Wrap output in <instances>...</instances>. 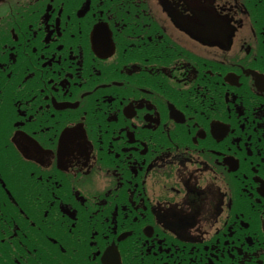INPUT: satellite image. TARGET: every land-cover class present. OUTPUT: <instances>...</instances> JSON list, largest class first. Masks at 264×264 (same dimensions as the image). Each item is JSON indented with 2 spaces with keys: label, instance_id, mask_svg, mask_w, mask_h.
<instances>
[{
  "label": "flooded vegetation",
  "instance_id": "af4514ba",
  "mask_svg": "<svg viewBox=\"0 0 264 264\" xmlns=\"http://www.w3.org/2000/svg\"><path fill=\"white\" fill-rule=\"evenodd\" d=\"M0 264H264V0L0 4Z\"/></svg>",
  "mask_w": 264,
  "mask_h": 264
}]
</instances>
